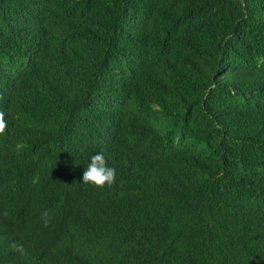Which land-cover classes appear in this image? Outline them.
Wrapping results in <instances>:
<instances>
[{"label":"trees","instance_id":"1","mask_svg":"<svg viewBox=\"0 0 264 264\" xmlns=\"http://www.w3.org/2000/svg\"><path fill=\"white\" fill-rule=\"evenodd\" d=\"M0 112V264H264V0H0Z\"/></svg>","mask_w":264,"mask_h":264},{"label":"clouds","instance_id":"2","mask_svg":"<svg viewBox=\"0 0 264 264\" xmlns=\"http://www.w3.org/2000/svg\"><path fill=\"white\" fill-rule=\"evenodd\" d=\"M4 115L0 112V133H3L6 127ZM116 175V169L110 166L105 151L101 149L90 157L83 173V183L97 187L111 186L116 180Z\"/></svg>","mask_w":264,"mask_h":264},{"label":"rangeland","instance_id":"3","mask_svg":"<svg viewBox=\"0 0 264 264\" xmlns=\"http://www.w3.org/2000/svg\"><path fill=\"white\" fill-rule=\"evenodd\" d=\"M169 121H165L161 124L162 128L166 130L168 128ZM166 125V126H165Z\"/></svg>","mask_w":264,"mask_h":264}]
</instances>
